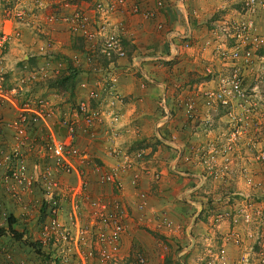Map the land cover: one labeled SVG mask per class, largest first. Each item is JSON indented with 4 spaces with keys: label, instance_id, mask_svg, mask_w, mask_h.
Listing matches in <instances>:
<instances>
[{
    "label": "crops",
    "instance_id": "crops-1",
    "mask_svg": "<svg viewBox=\"0 0 264 264\" xmlns=\"http://www.w3.org/2000/svg\"><path fill=\"white\" fill-rule=\"evenodd\" d=\"M96 1L99 0H66V5H69L66 7L63 1L55 4L54 0H42L48 10L57 7L60 13L69 14L73 7H77L89 15L91 13L87 8ZM129 2L139 7L138 14L121 13L111 16L112 21L117 22L119 26L117 35L124 52V57L111 62L99 57L96 50L90 48L64 25L51 26L50 29L46 27L43 35H37L28 26L20 23L18 24L21 29H16L17 23L3 19L0 13V31L16 29L19 32V37L12 38L7 44L6 63L0 67L4 73L2 78L10 81L9 78L13 77L10 70L14 69L13 64L17 58L27 60L26 54L35 51H44L43 54L47 55L58 52L61 55L87 56L88 60L86 59L82 65L85 71L76 77L75 92L79 91L77 101L87 91L99 90L103 124L94 127L93 136L78 138L75 144L86 153L88 166L98 165L102 170H114L119 178L121 185L119 192L115 195L112 186L107 185L103 194L104 199H117L123 208L125 231L120 239V256H127L130 244L134 242L139 249L146 252L148 258L154 261L159 258L162 261L163 255H160L159 251L163 244L167 249L178 248L179 245L182 250L175 252L173 256L175 263L187 261L193 263L201 257L197 254L199 246L204 245V240L195 238L193 232V226H196L194 222L196 212L192 211L189 214L187 225L179 222L181 215L178 212L183 202L187 204L184 207L187 211L196 203L188 195L193 190V183L197 178L195 171L198 165L195 152L197 149L194 147V137L199 128L200 145L206 141L202 140L201 135L204 132V122L210 118L205 107L200 106L202 103L198 92L214 86L213 79L205 80L202 77L203 70L209 67L220 68L218 62L214 60L212 51L216 44L224 41L225 34L218 39L220 42L215 38L222 32L223 26L230 21H237L243 15L242 1L129 0ZM263 12L262 9H257L255 27L259 22H263ZM145 14H148V17L144 16ZM255 32L260 36L264 35L260 34V27H256ZM70 36L75 39H70ZM75 40L84 43V46L79 48L74 44ZM94 57L99 58L95 60ZM27 64L26 71L35 69L32 62ZM49 65L46 63L40 70H47L50 68ZM109 77L115 79L111 93L101 90ZM16 78L19 83L13 87L20 85V82L24 83L22 85H29L33 80L32 78L26 83L27 78L21 79L20 75ZM28 90L31 92V89ZM49 91L46 88L42 90L49 95H43L42 100L55 107L53 118L50 119V124L54 126L56 120L61 118L59 115L62 110L55 106L57 103L55 100H60V97ZM115 95L118 97L117 100L113 98ZM189 99L198 102L200 107L196 111L199 126H196L195 121L187 120L185 117L182 103ZM5 113L6 111L4 113L0 111L2 119L7 117L8 114ZM113 116H116L115 121L110 119ZM45 134L46 131L41 124L28 132L29 139H35L36 144H33L32 152L29 154L32 155V159L26 161L27 164L40 163L38 160L41 155L38 154L42 152L40 143ZM110 149L116 153L109 154ZM136 150L143 151L141 160L132 168L124 169L121 155ZM234 159L232 156L231 164L236 162ZM133 176L136 177L134 184L131 183ZM95 177L93 174L90 175L89 181H95ZM258 178L260 175L256 176L254 170V176H249V181L251 183V179L256 181ZM96 189H92L93 197L98 195ZM139 195H143L145 199V207L141 211L136 208L137 203H140ZM162 213L171 222L169 230L157 225V216ZM142 225H145L152 234L155 231L158 236L164 233L170 237L164 241L165 243L154 238L150 240L151 242L142 243L141 239L147 235L139 228L143 227ZM182 230L185 236L183 240ZM191 234L194 237H191ZM149 243L156 251L149 247ZM222 245L224 246L223 242ZM231 246L226 244L225 249L232 252ZM232 254L234 255L233 252ZM166 258L168 259V255Z\"/></svg>",
    "mask_w": 264,
    "mask_h": 264
},
{
    "label": "rangeland",
    "instance_id": "rangeland-1",
    "mask_svg": "<svg viewBox=\"0 0 264 264\" xmlns=\"http://www.w3.org/2000/svg\"><path fill=\"white\" fill-rule=\"evenodd\" d=\"M10 2V0H0V13L8 7ZM44 11L45 9H42L38 14ZM262 11H264V7ZM232 23V21L229 22V27ZM17 25L16 29H21V26ZM256 27H260V34H263L264 19ZM224 32L223 26L222 32L217 34L215 40L220 42L218 39ZM224 34V41L217 45L224 44L225 48L231 47L235 39L229 38L230 35L226 32ZM70 35L72 36V34ZM263 36H260L263 39V44L255 50L257 58L253 59L250 67L244 69L241 74V87L244 89V97L241 101L231 109H226L218 105H213L211 108L205 107L200 99L202 103L200 106L205 107L208 112L207 116L210 118L204 122V132L201 135L202 140L206 141L200 145L199 131L201 132V130L199 128L194 137V147L197 149L195 151L198 163L195 169L197 178L193 183V190L188 195L196 203L187 211L184 209L187 204L183 202L178 214L181 215L179 222L187 225L189 224L187 220L189 214L192 211L196 212L194 217L196 226H193V232L195 238L204 240V245L199 246L200 249L197 251V254L201 255L199 259L193 263L187 261L181 262V264H264ZM70 39L75 38L71 37ZM74 44L79 48L84 46V43L79 41ZM55 50L56 48L53 51ZM43 52L39 50L26 54L27 60L18 57L13 64L14 69L10 70L13 72V77L9 78V85L7 79L2 78L4 73L0 69L1 83L15 89L16 100H20L18 104L27 98L42 100L43 95L49 96L42 90L44 88L48 91L51 90L49 91L51 94L60 97V100H55L57 101L55 106L62 110L59 117H67L86 95L84 94L77 101L79 91L75 92V88L77 86L76 77L85 71L82 65L87 56L84 57L81 54L61 55L58 52H51L50 55H47ZM212 53L214 52L212 51ZM6 55L7 49L2 54V66L6 63ZM99 57H94V59ZM214 60L218 62L216 56H214ZM27 62H32L35 69L26 71ZM46 63L50 64V68L40 70V67L45 66ZM218 64L220 65L219 62ZM1 65L0 67H2ZM231 70L230 68L209 67L203 70L202 77L205 80L210 78L215 80L218 75H226ZM48 73L50 75L47 76ZM19 75L21 79L27 78L26 83L33 78L31 83L27 84L28 88L27 85H22L24 84L22 82L20 85L18 84L19 87H13L14 84L19 83L16 80V76ZM28 89H31V92ZM200 92L202 89L198 93ZM25 95H28L27 98ZM47 103L52 109H55L53 104ZM198 108H200L198 102L194 101V118L192 120L195 121L196 126H199L200 123L196 114ZM1 109L0 111L3 113L6 111L5 115L8 114L7 119L15 117V108L3 107ZM6 118L0 117L2 121H6ZM1 132L0 229L4 233L0 235V264H177L173 256L176 251L182 250L179 245H177L178 248L167 249V246L163 244L160 251L158 250L160 255H163L162 261L159 258L154 261L148 258L146 252L139 249L134 242L130 244L127 256L124 257L120 256V244L116 251H111L108 246L97 242L98 235L104 233V230H100L96 221H93L90 203L95 199H108H104L105 194H103L107 185L99 184L97 177H95V181H89L90 175L93 173L92 166H88V164L80 166L86 177L82 179L84 183L82 188L77 190L79 182L75 175L55 174L51 160L44 158L43 152L38 154L41 155L38 160L40 163H36L37 165L27 164L26 161L29 162L32 155H27L25 158L26 152L21 145L17 147L16 151L21 154L22 161L25 159L24 164L29 173L35 177L47 171L48 177L45 182L40 181L38 177L33 179L30 192L20 201L11 199L6 190V178L9 175V170L18 160L16 158L18 156H13V148L16 143L12 141L11 135L9 136L6 130ZM232 156L236 160L233 164L230 163ZM35 162L37 161L35 160ZM254 170L256 176L260 175V178L256 181L251 179L250 183L249 176H254ZM95 188H97L98 195L93 197L92 189ZM76 190L77 192H75ZM73 205L75 209H72ZM9 218L14 220L11 228L15 227L14 231L20 234V241L15 240L7 231ZM142 226L139 228L147 233V235H143L145 239H141L142 243L151 242L150 240L153 238L165 243L164 241L170 237L169 235L165 236L164 233L158 236L155 231L152 234L145 225ZM177 229L179 231V227ZM183 232L184 230L181 231L182 240L185 237ZM194 235L191 234V237ZM226 244L232 245L230 248L234 255L230 250L225 249ZM149 247L156 251V248L150 246V243ZM221 250H223L222 257L215 258V254ZM166 255H168V259Z\"/></svg>",
    "mask_w": 264,
    "mask_h": 264
},
{
    "label": "built area",
    "instance_id": "built-area-1",
    "mask_svg": "<svg viewBox=\"0 0 264 264\" xmlns=\"http://www.w3.org/2000/svg\"><path fill=\"white\" fill-rule=\"evenodd\" d=\"M10 1L8 7L1 11L3 19L28 26L33 33L40 35L44 34L46 27L64 25L108 62L124 57L117 35L119 26L117 22L112 21L111 16L121 13L131 15L139 13V7L130 3L129 0L96 1L94 5H89L87 8V11L91 13L90 15L77 7H73L69 14L60 13L57 7L48 10L42 0ZM61 1L65 2L66 0H54L53 3L59 4ZM241 1L243 15L233 22L231 27H229V23L224 27V31L230 35L229 38L235 39L233 45L225 48L224 44L222 46L216 44L217 46L213 50L220 67L232 70L226 75H218L214 80L213 88L202 89V92L198 93L205 107L211 108L213 105H218L222 108L231 109L241 101L244 97V89L241 87V74L244 69L250 67L251 61L257 58L255 50L263 44V39L255 32L254 15L258 8L263 9L264 0ZM68 6L66 5V7ZM42 9L45 11L38 14ZM144 16L148 17V14ZM157 27L160 28V26ZM17 37H19V32L16 29L0 31V65L2 54L6 52L9 40ZM114 81L115 79L112 77L107 78V82L101 90H107L108 93H111ZM15 95V89L5 86L0 80V109L11 107L16 110L14 118L6 121L0 119V131L5 132L6 130L8 135H11L12 141L16 143L13 148V156H18L16 157L18 160L13 165L14 167L9 170V175L6 178V190L9 192L10 198L14 201H20L30 192L33 179L38 177L40 181L45 182L48 177L47 171L41 175L32 176L24 164L25 159L22 161L21 154L16 151L17 147L22 145L24 152H26L25 158L32 152L35 139H29L28 132L38 124H41L46 131L41 140L44 158L51 160L55 174L75 175L79 182L77 190H80L84 185L82 179L86 177L80 166L86 164L87 158L85 157L86 153L80 150L75 143L78 138L93 136L94 127L103 124L100 91L94 89L87 91L85 97L77 103L76 108L71 110L67 117L57 119L54 126L50 124V119L53 118L55 111L47 102L26 99L18 104L20 100L17 101ZM113 98L117 100L118 97L115 95ZM182 105L186 119L192 120L194 118V100H185ZM110 119L115 121L116 116ZM109 152V154L116 153L111 149ZM142 155V150H136L130 154L123 153L121 155L123 168H132L141 160ZM91 170L97 177L99 184L111 185L115 195L119 192L121 185L114 170H102L98 165H93ZM135 182L136 177L133 176L131 183L134 184ZM139 197L140 203H137L136 208L141 211L145 207V199L143 195H139ZM90 205L93 221H96L100 230H104V233L98 235L97 242L108 246L111 251H116L125 231L123 208L120 202L115 198L110 200L95 199ZM72 209H75L74 205ZM156 222L159 227L165 230L171 228V222L163 213L157 216ZM222 254L223 250L215 254L214 257H222Z\"/></svg>",
    "mask_w": 264,
    "mask_h": 264
},
{
    "label": "trees",
    "instance_id": "trees-1",
    "mask_svg": "<svg viewBox=\"0 0 264 264\" xmlns=\"http://www.w3.org/2000/svg\"><path fill=\"white\" fill-rule=\"evenodd\" d=\"M13 219L12 218H9L8 219V222H7V231L9 234H11L13 236V238L17 241H20L21 240V236L20 234L16 233L12 228H11V225L13 223ZM4 231H2V229H0V235L3 234Z\"/></svg>",
    "mask_w": 264,
    "mask_h": 264
}]
</instances>
